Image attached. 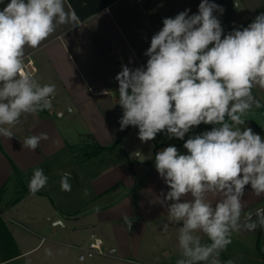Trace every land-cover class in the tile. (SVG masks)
<instances>
[{"label":"clouds","instance_id":"1","mask_svg":"<svg viewBox=\"0 0 264 264\" xmlns=\"http://www.w3.org/2000/svg\"><path fill=\"white\" fill-rule=\"evenodd\" d=\"M217 11L224 9L201 0L198 14L189 15L186 9L164 18L145 52L146 66L122 65L115 77L123 110L120 129L137 127L141 142L165 131L169 138L183 140L193 127L214 126L189 137L183 144L186 154L168 146L154 157L169 189L159 202L169 222L179 225L182 258L176 264H221L219 256L233 233L264 228V208L241 220L245 187L264 195V139L241 127L253 106L261 107L252 90L264 89V13L224 35ZM66 24L77 25L78 17L65 10V0H10L0 10V137L12 139V128L22 116L52 108L56 86L42 85L25 71V48H38ZM47 139L41 132L24 138L22 146L34 151ZM69 177L62 174L63 191L71 190ZM47 181L44 170L35 169L30 192L35 194ZM128 224L131 228V220Z\"/></svg>","mask_w":264,"mask_h":264},{"label":"crops","instance_id":"2","mask_svg":"<svg viewBox=\"0 0 264 264\" xmlns=\"http://www.w3.org/2000/svg\"><path fill=\"white\" fill-rule=\"evenodd\" d=\"M9 2L0 0V10ZM210 2L224 9L222 14L214 12L224 35L233 29L242 30L264 13V0ZM200 3L65 0V10L75 11L78 24L58 26L38 48H25L24 60L32 59L35 79L42 85L56 86L52 108L22 116L12 128V139L0 137V203L9 187L15 192L14 198L18 197L0 209L4 222V211L14 207L18 220L8 217L10 220L24 227L23 221L42 219L39 228L53 227L54 234L60 236L68 233L77 240L76 246L82 239L100 237L108 253L96 264L108 259L129 264H176L182 258L179 225L169 222L167 210L159 202L169 189L156 171L155 161L149 163L155 154L137 156L135 151L141 152L142 142H135L130 135L138 128L120 129L123 110L118 104L115 77L122 65L131 69L146 66L145 52L152 36L163 27L164 18H174L186 9H190L189 15L198 14ZM104 90L109 93L104 95ZM252 91L261 104L260 108L253 106L252 111L263 113L264 89L255 87ZM41 132L47 133L48 139L42 140L36 150L23 148L24 138ZM113 143L89 157L82 156L91 145ZM178 151L187 152L184 147ZM37 168L44 170L48 181L33 194L28 185ZM63 173L70 174V191L61 189ZM243 199L242 221L263 207L264 195L256 196L248 185ZM165 223L167 231L163 230ZM252 232L260 237L261 228ZM41 240L28 241L24 248L18 245V255L36 248ZM202 242L209 243L207 237ZM5 261L0 258V263Z\"/></svg>","mask_w":264,"mask_h":264},{"label":"rangeland","instance_id":"3","mask_svg":"<svg viewBox=\"0 0 264 264\" xmlns=\"http://www.w3.org/2000/svg\"><path fill=\"white\" fill-rule=\"evenodd\" d=\"M254 111V112H253ZM251 110L246 117V124L241 127H249L254 133L261 134L264 136V131H258L254 128L253 123L264 125V112L260 113L255 110ZM249 120V121H248ZM209 124H200L199 126L193 127L189 133L185 135L195 136L202 134L205 131H210ZM138 129L134 130L130 136L133 137L132 140L135 142H141L138 138ZM184 138L183 140L177 138H169L166 131L158 133L154 140L148 141L146 143L142 142L141 150L142 156L151 157L157 152L163 150L168 146H176L177 149L182 148L185 141L189 138ZM130 138V137H129ZM154 145V147H152ZM137 153V151H135ZM155 157V155H154ZM154 157L149 161V163L154 161ZM150 163V164H151ZM14 190L9 187L2 197V202L0 203V209L4 207V204H8L12 198H14ZM25 202L21 203L24 204ZM27 207L30 208V204L26 203ZM264 208V203L262 205ZM4 219L6 225L10 232L12 233L16 246L27 247L29 245L28 241L36 242L40 237H42L41 243L34 249L17 255L16 257L2 262L0 264H96V260L104 258V254H107L106 248L101 247L102 254L95 253L92 256H88L86 249L88 248V243L90 239H82L81 244L76 246L77 240L74 237L64 233L60 236L54 234L53 227L50 230L47 227L39 228L40 224L43 222L42 219H33L31 221H23L24 227L19 225L18 222L10 220L8 217H12L18 220L17 211L14 207L8 208L4 211ZM42 221V222H41ZM39 225V226H38ZM45 225H48L45 223ZM33 229L32 232L29 228ZM38 227V228H37ZM55 227V226H54ZM58 228V226L56 227ZM258 237V238H257ZM232 242L227 246V248L221 252L219 259L221 264H226L228 260L234 261V264H264V228H261L260 237L254 235L252 231L242 230L240 232L233 233ZM55 240L57 242H55ZM82 255V258L79 256ZM1 258V257H0ZM97 264H129L127 262H121L118 260H103V262H98Z\"/></svg>","mask_w":264,"mask_h":264},{"label":"trees","instance_id":"4","mask_svg":"<svg viewBox=\"0 0 264 264\" xmlns=\"http://www.w3.org/2000/svg\"><path fill=\"white\" fill-rule=\"evenodd\" d=\"M249 121V120H248ZM251 123H253L254 128L258 131H264V125H256L253 121H251ZM214 126H210V128H212ZM110 144V145H91L88 146L90 148H86L85 152L82 154L83 157H89L99 151H102L104 149L110 148L114 145ZM151 163V162H150ZM132 167V164L130 165ZM0 194H1V190H0ZM18 197L14 198V201L17 199ZM18 255V249L16 247V244L14 242L13 236L10 233V231L8 230V228L5 225V222L0 214V257L2 260H8L11 259L13 257H16Z\"/></svg>","mask_w":264,"mask_h":264},{"label":"built area","instance_id":"5","mask_svg":"<svg viewBox=\"0 0 264 264\" xmlns=\"http://www.w3.org/2000/svg\"><path fill=\"white\" fill-rule=\"evenodd\" d=\"M25 71L31 72L34 74L35 72V66L33 64L32 59L28 58L25 59ZM102 239L97 236L90 237V241L88 243V248L86 249V253L88 256H92L95 253L101 254L102 253Z\"/></svg>","mask_w":264,"mask_h":264}]
</instances>
